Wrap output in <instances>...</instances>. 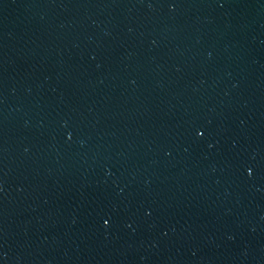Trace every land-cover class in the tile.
<instances>
[{
    "label": "water",
    "instance_id": "95a60500",
    "mask_svg": "<svg viewBox=\"0 0 264 264\" xmlns=\"http://www.w3.org/2000/svg\"><path fill=\"white\" fill-rule=\"evenodd\" d=\"M0 264H264V0H0Z\"/></svg>",
    "mask_w": 264,
    "mask_h": 264
}]
</instances>
